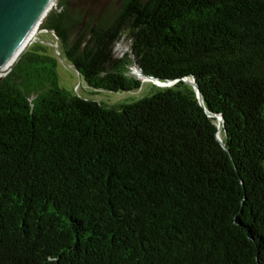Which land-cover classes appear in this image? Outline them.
<instances>
[{
    "label": "trees",
    "instance_id": "16d2710c",
    "mask_svg": "<svg viewBox=\"0 0 264 264\" xmlns=\"http://www.w3.org/2000/svg\"><path fill=\"white\" fill-rule=\"evenodd\" d=\"M56 3L41 29L88 88L173 85L109 106L28 48L0 81V264H264V0Z\"/></svg>",
    "mask_w": 264,
    "mask_h": 264
},
{
    "label": "water",
    "instance_id": "95a60500",
    "mask_svg": "<svg viewBox=\"0 0 264 264\" xmlns=\"http://www.w3.org/2000/svg\"><path fill=\"white\" fill-rule=\"evenodd\" d=\"M51 1L54 2L55 0H0V81L11 72L21 56L34 42L31 40L25 41V39ZM51 11L57 12L55 3ZM58 56L62 57L60 54ZM72 68L77 72L76 68ZM139 71L142 77L154 84H159L161 88H168L173 85L171 81L161 82L156 78L143 74L141 69ZM139 80L142 81L140 77H138ZM187 84L194 88L196 98L203 106L202 96L195 81H187ZM217 119L220 131L223 119L222 117H217ZM218 140L222 143L220 138Z\"/></svg>",
    "mask_w": 264,
    "mask_h": 264
},
{
    "label": "rangeland",
    "instance_id": "374dc122",
    "mask_svg": "<svg viewBox=\"0 0 264 264\" xmlns=\"http://www.w3.org/2000/svg\"><path fill=\"white\" fill-rule=\"evenodd\" d=\"M84 0H79V2ZM88 2H92L97 7L102 10L104 9H114L116 8L122 0H87ZM57 4V3H56ZM51 11V10H50ZM47 18V17H46ZM43 44L51 48V52L58 59V76L60 80V85L62 88L67 91L74 92L81 98L85 99H93L98 102H102L109 106L121 105V104H132L137 101H140L148 96H152L155 91L156 86L151 81H140L142 86L140 90L129 93H114L108 92L104 90L95 91L85 84L84 80L79 76V74L69 65L64 59L60 58L58 55L60 54V49L56 37L53 32L47 30H41L38 32L36 39L32 44ZM115 58H122L125 54L130 53V42L125 38H121L118 43L115 45L113 49V53ZM135 65L129 69V73L132 77L138 79L136 70L134 69ZM153 85V86H152Z\"/></svg>",
    "mask_w": 264,
    "mask_h": 264
},
{
    "label": "bare ground",
    "instance_id": "6f19581e",
    "mask_svg": "<svg viewBox=\"0 0 264 264\" xmlns=\"http://www.w3.org/2000/svg\"><path fill=\"white\" fill-rule=\"evenodd\" d=\"M54 3H55V5H57L56 4V0L54 2L51 1L47 5L46 10L44 11L43 15L39 18V20L36 22V24L30 30V32L27 35L25 41H30V40L31 41H34L36 39V36H37L38 32L41 29L42 22L45 19V17L47 16V14L50 12V10H52V8L54 7ZM135 70H136L137 77H140L143 81H147L144 77H142L141 72L139 71V68L138 69H135ZM155 85L160 87L159 84H155Z\"/></svg>",
    "mask_w": 264,
    "mask_h": 264
}]
</instances>
